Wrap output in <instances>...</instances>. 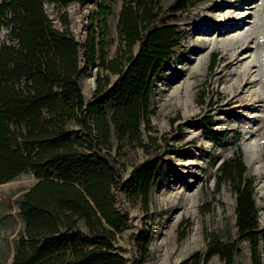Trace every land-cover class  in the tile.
Masks as SVG:
<instances>
[{
    "label": "rangeland",
    "instance_id": "rangeland-1",
    "mask_svg": "<svg viewBox=\"0 0 264 264\" xmlns=\"http://www.w3.org/2000/svg\"><path fill=\"white\" fill-rule=\"evenodd\" d=\"M174 1L110 0L106 60L78 78L86 100L104 92L125 181L116 207L130 218L116 249L128 264H192L196 255L199 264H226L207 255L213 239L238 235L236 193L223 165L240 157L254 184L260 235L238 243L232 264H264V0H190L187 11L157 22ZM100 2L45 8L58 27L67 17L84 42ZM228 14L235 16L224 22ZM150 27L170 38L169 49L157 51L159 64L151 50L134 63ZM8 40L0 27V44ZM248 61L256 66L245 77ZM37 182L24 173L0 185V264H12L25 229L18 198Z\"/></svg>",
    "mask_w": 264,
    "mask_h": 264
},
{
    "label": "trees",
    "instance_id": "trees-1",
    "mask_svg": "<svg viewBox=\"0 0 264 264\" xmlns=\"http://www.w3.org/2000/svg\"><path fill=\"white\" fill-rule=\"evenodd\" d=\"M88 1L0 0V27L9 36L0 44V185L24 173L38 179L18 198L25 229L12 264H128L114 243L130 217L116 207L115 192L125 181L112 152L107 101L100 88L86 100L78 82L106 60L110 0H101L91 15L84 42L67 17L58 27L45 8L46 2L65 7ZM189 7L190 0H175L157 22ZM160 31L149 28L134 63L149 55L161 62L157 51L166 53L170 38ZM223 170L236 193L238 235L233 242L213 239L207 258L218 254L232 264L238 243L255 244L260 235L258 208L243 160L235 157ZM195 257L192 264H199Z\"/></svg>",
    "mask_w": 264,
    "mask_h": 264
},
{
    "label": "bare ground",
    "instance_id": "bare-ground-1",
    "mask_svg": "<svg viewBox=\"0 0 264 264\" xmlns=\"http://www.w3.org/2000/svg\"><path fill=\"white\" fill-rule=\"evenodd\" d=\"M234 1H236V0H234ZM231 2H232V1H231ZM231 4H232V3H231ZM237 4H238V3H237ZM251 7H252V6H251ZM248 8H249V7H248ZM236 9H237V8H236ZM232 12H233V11H232ZM232 12H231V13H232ZM234 16H235L234 14H228V15L226 16L227 18L224 19L223 21H224V22H226V21H227V22H230V21H231L230 19H233ZM243 18H244V17H242V16H241V17H238L239 20H243ZM221 20H222V19H221ZM232 24H233V23H232ZM234 27H235V26H234ZM228 38H229V37H228ZM242 45H243V44H242ZM242 51H243V49H242ZM235 52H236V51H235ZM251 63H252V62L249 63V61H248V62H246V63L244 64V65H245V69L248 70V71H245V74H244L245 77H246V75H248V73L250 72L249 70L251 69V66H256L255 63H252V64H251ZM253 68H254V67H253ZM260 77H261V82H262V83H261V84H262V88H263V90H264V65L261 66ZM243 79H244V78H243ZM243 79H242V80H243ZM247 79H248V78H247ZM253 79H254V78H253ZM241 83H242V82H241ZM246 84H247V82H246ZM250 86H251V85H250ZM247 87H248V86H247ZM247 87H246V88H247ZM249 90H250V89H249ZM251 91H252V90H251ZM255 93H256V92H255ZM255 93H254V94H255ZM252 94H253V93H252ZM247 95H248V94H247ZM255 95H256V94H255ZM257 95H258V94H257ZM257 95H256V96H257ZM252 96L254 97V95H252ZM258 96H259V95H258ZM247 99H248V98H247ZM252 99H254V98H252ZM246 148H247V151H248L249 155L251 156V158H255V156H256L255 148H254L253 146H249V145L246 146Z\"/></svg>",
    "mask_w": 264,
    "mask_h": 264
}]
</instances>
